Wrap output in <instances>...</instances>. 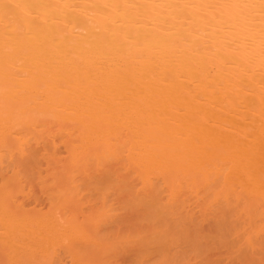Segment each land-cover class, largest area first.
Returning <instances> with one entry per match:
<instances>
[{
	"label": "bare ground",
	"instance_id": "bare-ground-1",
	"mask_svg": "<svg viewBox=\"0 0 264 264\" xmlns=\"http://www.w3.org/2000/svg\"><path fill=\"white\" fill-rule=\"evenodd\" d=\"M0 264H264V0H0Z\"/></svg>",
	"mask_w": 264,
	"mask_h": 264
}]
</instances>
